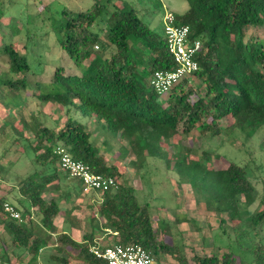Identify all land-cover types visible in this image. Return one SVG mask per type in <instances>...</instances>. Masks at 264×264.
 <instances>
[{"label": "trees", "instance_id": "16d2710c", "mask_svg": "<svg viewBox=\"0 0 264 264\" xmlns=\"http://www.w3.org/2000/svg\"><path fill=\"white\" fill-rule=\"evenodd\" d=\"M10 2L0 0L1 36L10 22V18H5L7 8L4 7ZM145 2L149 1L93 0L86 10L64 8L54 19L52 29L56 42L80 68V75H66L58 68L49 84L36 83L40 89L36 99L59 105L66 120L59 129L40 121L33 123L34 141L27 150L40 167L20 182L24 206L20 220L6 216L4 203L0 201V215L4 217H0V223L10 238L11 252L16 258L20 251L30 255L29 262L37 261L39 253L48 245L46 236L54 229V220L60 214V201L71 200L79 194L90 196L97 209L89 220L92 231L82 237V242L74 241L65 230L56 235L61 249L77 252V255L69 252V258L84 264H105L89 252L90 246L95 245L96 233L103 231L106 235L115 234V243L147 249L154 259L160 253L174 251L173 246L159 239L149 214V203H139L135 190L120 183L121 169L117 164L106 163L75 113L83 118L94 117L101 125L102 145L107 150L111 139L125 140L128 148H121V157L131 154L135 159L130 162L133 166H143L147 158L161 159L167 167L172 165L178 174L191 179L200 160H193L187 152L176 153L169 160L162 150L178 132L188 136L196 130L219 136L226 132L221 126V121L226 119L246 140L259 131L264 136V0H186L188 10L176 15V23L188 26L190 39L201 42L194 57L198 70L189 82L182 80L165 96L155 93L150 78L155 71L172 69L174 63L166 51L162 30L158 33L151 29L144 21L143 9H138ZM250 30L260 31L261 37L247 35ZM2 40L1 37L0 54L7 69L0 74V86H5L13 97L4 98L0 94V102L4 108L16 110L21 105L20 92L27 90L31 64L11 41ZM84 62L86 65L82 67ZM8 75L19 78L11 80ZM193 79L203 85L202 94L197 93L194 83L190 84ZM14 132L12 145L22 139L21 130ZM57 145H62L73 159L86 163L95 173L113 177L117 187L99 195L83 193L80 181L59 168L53 153ZM204 159H209L207 153ZM56 165L64 174L60 179ZM216 174L220 182V189L213 197L216 211L227 212L230 220L241 223L244 218L240 200L247 207L254 202V185L245 169L232 162ZM61 181H65L63 194L44 200V192H59ZM261 204L258 212L249 214L244 210L254 230L264 221V199ZM70 215L71 211L65 212L69 221L73 220ZM165 226L163 222L159 224L160 228ZM263 249L253 246L250 252L254 264H264L260 252ZM1 252L0 247V255ZM68 257H61L57 262L69 264ZM193 259L195 264H233L234 260L231 253L223 254L220 259L214 255Z\"/></svg>", "mask_w": 264, "mask_h": 264}, {"label": "rangeland", "instance_id": "374dc122", "mask_svg": "<svg viewBox=\"0 0 264 264\" xmlns=\"http://www.w3.org/2000/svg\"><path fill=\"white\" fill-rule=\"evenodd\" d=\"M11 1V2H10ZM138 9H143L144 21L158 33L162 30V17L166 9L175 15L185 12L188 4L186 0H148ZM5 18L9 24L4 27L1 37L4 43H10L21 55H26L31 64L27 76L26 91L20 92L21 105L16 110L4 108L0 102V201L10 203L22 214L23 199L19 193L20 182L35 168L40 166L35 162L33 154L27 150L34 141L35 127L33 123L40 121L47 127L59 129L66 120L63 109L53 103H42L36 99L39 87L36 83L47 85L52 81L54 71L61 68L66 75H80L71 58L64 53L55 39L52 29L54 19L64 9L71 11L86 10L93 0H9ZM121 6V5H120ZM140 9V10H141ZM53 30V32L51 31ZM261 37V32L250 30L247 35ZM13 36V38H12ZM6 41V42H5ZM0 45L3 43L0 41ZM96 50V48H95ZM86 62L82 63V67ZM7 67L0 54V74ZM19 76L8 75V79L16 80ZM201 93L203 85L198 81L190 82ZM43 90V88L41 87ZM0 94L4 98H12L5 86H0ZM202 94V93H201ZM87 131L91 134V143L98 145L100 155L108 165L117 164L122 171L120 183L131 186L139 203L148 202L149 214L153 226L159 233V239L173 246V253H160L155 257L158 264H195L193 257L233 255V264H254V256L250 252L253 246L264 248V221L254 230L244 213H255L262 209L261 200L264 199V136L261 131L251 139L236 132L231 124L223 119L221 126L226 132L219 136L202 134L196 130L186 136L177 133L169 144L163 145L162 150L169 160H173L176 153H188L193 160H200L195 174L189 177L178 174L173 167H167L164 160L147 158L143 166H133L134 157L129 154L121 157V148H128L125 140L115 137L109 142L108 150L102 145L104 129L97 124L94 117H80L74 114ZM8 125H4V123ZM14 130H21L22 139L12 145ZM120 148V149H119ZM106 152V153H104ZM207 153L209 159L205 160ZM229 162L245 169L249 181L254 185L255 197L250 206H245L241 198L240 207L242 218L238 221L230 220L229 213L217 212L213 203L215 191L220 189L216 172ZM56 186V184H55ZM61 187L62 185L59 184ZM57 191H46L43 198L49 201L57 198ZM91 198V197H90ZM88 196L73 195L71 200L60 201V214L54 220V229L46 240L48 245L38 256L36 262H29L30 255L20 252L16 258L12 251L10 238L3 231L0 223V264H59L57 259L68 257L69 252L77 255L74 250H63L56 243V235L65 230L76 242H82V237L92 231L91 216L96 212L97 204ZM71 211L70 218L65 212ZM34 212V211H33ZM33 215V213H31ZM1 218H4L0 215ZM34 217V216H33ZM35 218V217H34ZM100 223L102 220L97 219ZM222 221V222H221ZM166 224L164 228L161 225ZM256 233V235H254ZM96 233V241L100 247L115 243L113 235ZM250 249V250H249ZM70 250V251H69ZM264 256V249L260 250ZM69 258V257H68ZM69 264H84L73 257Z\"/></svg>", "mask_w": 264, "mask_h": 264}, {"label": "built area", "instance_id": "2783aa9c", "mask_svg": "<svg viewBox=\"0 0 264 264\" xmlns=\"http://www.w3.org/2000/svg\"><path fill=\"white\" fill-rule=\"evenodd\" d=\"M162 32L166 51L174 67L158 70L150 78V85L158 96H165L182 80L189 79L198 70L194 57L201 48L199 40H191L189 27L176 23L173 11L165 10L162 17ZM97 48V47H95ZM58 166L69 177L80 181L83 193H104L117 187L113 177L95 173L86 163L73 159L62 145L53 150ZM3 213L13 220H20V213L10 203L3 204ZM89 252L105 264H158L150 251L139 245H120L112 243L103 247L90 246Z\"/></svg>", "mask_w": 264, "mask_h": 264}, {"label": "crops", "instance_id": "0c3cea01", "mask_svg": "<svg viewBox=\"0 0 264 264\" xmlns=\"http://www.w3.org/2000/svg\"><path fill=\"white\" fill-rule=\"evenodd\" d=\"M188 10V7H187V9H185V12ZM171 11V10H170ZM185 12H183L182 14H180V15H183ZM180 15H177V16H180ZM90 138H91V136H90ZM90 142H91V140H90ZM96 146H98V145H96ZM99 147V146H98ZM104 153H106V152H104ZM56 168H57V173H58V176H59V179L64 175L60 170H59V168H58V166L56 165ZM63 180V179H62ZM62 186L61 187H59V192H58V194H60V193H62L63 194V190H64V186H65V181L63 182V181H61V183H60ZM56 186H58V183H56ZM71 197H72V195H71ZM89 198H90V196H88ZM44 200H45V198H44ZM47 201V200H46ZM96 239H97V237H95V240H94V243L96 244V245H99L98 244V242L96 241Z\"/></svg>", "mask_w": 264, "mask_h": 264}]
</instances>
